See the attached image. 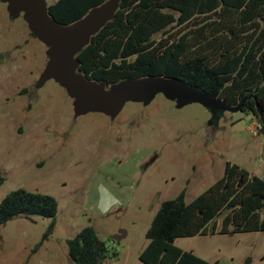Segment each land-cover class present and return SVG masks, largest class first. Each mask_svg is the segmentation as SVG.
I'll use <instances>...</instances> for the list:
<instances>
[{
    "label": "rangeland",
    "instance_id": "374dc122",
    "mask_svg": "<svg viewBox=\"0 0 264 264\" xmlns=\"http://www.w3.org/2000/svg\"><path fill=\"white\" fill-rule=\"evenodd\" d=\"M10 2L0 0V202L24 188L54 196L59 208L48 235L51 220L39 215L0 224V264H74L68 239L85 226L118 251L104 264H144L146 232L164 200L185 190L191 202L223 176L228 161L264 177V135L252 133V112L235 119L216 93L149 77L95 83L81 102L43 74L50 46ZM108 2L114 12L119 0ZM175 244L212 264H264V231L179 237Z\"/></svg>",
    "mask_w": 264,
    "mask_h": 264
},
{
    "label": "trees",
    "instance_id": "16d2710c",
    "mask_svg": "<svg viewBox=\"0 0 264 264\" xmlns=\"http://www.w3.org/2000/svg\"><path fill=\"white\" fill-rule=\"evenodd\" d=\"M108 0H56L48 13L72 24ZM160 34L161 37L156 36ZM77 70L107 87L145 77L175 79L229 107L252 112L264 135V0H119L118 7L76 54ZM5 177L0 170V187ZM57 199L18 188L0 202V224L39 215L56 224ZM218 219H221L219 224ZM264 231V177L228 161L221 178L191 202L185 190L164 200L146 232L144 264H212L178 247L179 237ZM74 264L119 256L92 226L68 239Z\"/></svg>",
    "mask_w": 264,
    "mask_h": 264
},
{
    "label": "water",
    "instance_id": "95a60500",
    "mask_svg": "<svg viewBox=\"0 0 264 264\" xmlns=\"http://www.w3.org/2000/svg\"><path fill=\"white\" fill-rule=\"evenodd\" d=\"M9 9L14 14H20L22 10H25L26 19L33 32L39 35L50 46L48 50L50 60L43 74H45L47 78H57L71 91L73 90L76 97L81 102L87 101V99L91 97L93 84H99L100 82L86 79L77 70L79 62L76 59V54L89 42L91 36L113 17L116 10L114 12L111 11L109 2L107 1L101 6L93 8L82 19L66 25L56 23L52 19L51 15L48 13V4L44 0H11ZM64 43L70 46V50L67 53L63 52V49L58 52L59 46ZM63 58L67 59L66 63L62 61ZM149 78L161 79L164 81H178L175 79ZM131 82L136 81H122L120 83ZM103 84L106 86L105 83ZM70 86L73 87V89ZM244 101L245 99L236 107H229L218 100L223 108L230 109L235 113V119H241L248 114V112L243 109ZM124 235L123 232H120L114 235V240L119 241Z\"/></svg>",
    "mask_w": 264,
    "mask_h": 264
},
{
    "label": "built area",
    "instance_id": "2783aa9c",
    "mask_svg": "<svg viewBox=\"0 0 264 264\" xmlns=\"http://www.w3.org/2000/svg\"><path fill=\"white\" fill-rule=\"evenodd\" d=\"M260 128H261V124L258 122V120H257V122H256V126L255 127H251V131H252V133L254 134V136H256L258 133H259V131H260Z\"/></svg>",
    "mask_w": 264,
    "mask_h": 264
},
{
    "label": "clouds",
    "instance_id": "9594fccd",
    "mask_svg": "<svg viewBox=\"0 0 264 264\" xmlns=\"http://www.w3.org/2000/svg\"><path fill=\"white\" fill-rule=\"evenodd\" d=\"M101 190H104V189H103V186H101ZM118 203H119L118 200L113 199V201H112V204H113V205L118 204ZM111 206H112V205H110L109 207L101 208V211H102V212H107V211L110 210V207H111Z\"/></svg>",
    "mask_w": 264,
    "mask_h": 264
}]
</instances>
